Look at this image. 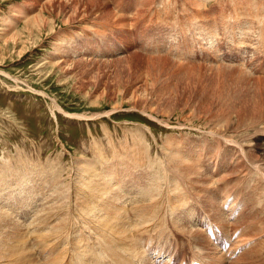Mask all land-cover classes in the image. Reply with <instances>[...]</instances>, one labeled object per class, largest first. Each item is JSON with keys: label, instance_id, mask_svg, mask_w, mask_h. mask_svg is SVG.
<instances>
[{"label": "rangeland", "instance_id": "374dc122", "mask_svg": "<svg viewBox=\"0 0 264 264\" xmlns=\"http://www.w3.org/2000/svg\"><path fill=\"white\" fill-rule=\"evenodd\" d=\"M187 1L0 0V166L6 156L15 166L25 157L26 164H31L29 168L40 169L41 163L64 165V176L79 157L92 155L96 142L109 153L106 136L112 137L119 152L125 151L123 147L132 142L135 134L150 144L152 154L164 141L188 163H199L197 170L205 186L198 182V198L194 191H188L197 203L190 202L187 217L197 210L208 215L206 209L212 212L219 208L221 212L209 216L220 228L238 227L236 235L240 231V248L236 249L240 252L230 256L235 252L234 239L228 247L232 251L226 256L230 262H226L264 264V231L257 226L264 212L252 220L257 206L246 203L242 210L245 214L232 211L228 223L222 216V203H234L242 186L256 182L249 183L250 172L237 147L231 149L224 138L213 137L209 128L210 121L220 115L225 118L217 122L224 128L232 112L238 116L258 112L264 115V72L257 68L264 61V45L256 43V30L247 28L252 23L244 20L247 9H256L252 4L257 0ZM260 2L264 21V0ZM191 24L200 29H188ZM240 67L245 75L243 70H236ZM52 101L61 112L52 107ZM261 127L231 138L240 141L247 137L245 151L264 154ZM9 168V172L18 171L17 167ZM249 178H253V173ZM237 180L242 183H235ZM123 181L134 185L130 178ZM207 184L211 185L207 188ZM248 191L249 188L243 189L242 197L236 200L246 198ZM229 204L225 206L227 210ZM24 214L21 211L15 218L21 220ZM135 214L132 209L128 215ZM37 217V212H33L28 219ZM187 217L182 229L191 228L201 235L193 238L188 231L176 232L184 235L182 238L164 230L156 237L179 244L176 253H181L183 247L184 253L203 258L218 251L205 230L198 223H189ZM27 237L30 240L29 234ZM164 247L160 260H165L170 250ZM193 247L200 249L201 255ZM61 250H50L45 258L65 254ZM93 253L94 250H76L66 255L61 264H75L74 257L86 261ZM151 254L148 258L152 261ZM241 257L245 259L242 261Z\"/></svg>", "mask_w": 264, "mask_h": 264}, {"label": "bare ground", "instance_id": "6f19581e", "mask_svg": "<svg viewBox=\"0 0 264 264\" xmlns=\"http://www.w3.org/2000/svg\"><path fill=\"white\" fill-rule=\"evenodd\" d=\"M236 1L238 3L239 1L249 3L250 0ZM259 1L253 2L252 0V6L256 9H249L250 11L247 9L244 13V20H249L252 23L247 25V28L252 27V29L256 30H254L257 33L256 43L258 45L263 43L264 45L263 8L260 5L261 2L258 3ZM196 3L191 5L199 7L201 2L199 4ZM114 15L116 16L117 14L114 13ZM192 26V24L188 26V29H195L196 31L200 29L197 24L196 26L194 25L195 27ZM203 33L206 35L208 32L205 30ZM262 49L264 48L262 47ZM234 68L232 67V70ZM240 69L236 70H239V72L244 71L245 75V70L242 67ZM252 78L254 77L252 76ZM256 80H260V78L257 77ZM52 105L54 109L62 111L53 101ZM63 114L77 116V114ZM228 116L224 128H222V125L219 126L217 122L218 119L221 121L225 118L224 115H220L218 119L210 121L211 134L213 137L221 136L224 138L225 144L230 143L231 149L237 147L238 152H241V158L245 165L248 166V171L250 174L253 173V178H249L250 174L247 175L249 183L252 180L256 184L254 183L253 186L245 185L246 187L242 186L239 190L237 189L236 197L242 195V193L240 195V192H243V189L249 188L246 198H243L244 200L237 201L235 197L234 203L229 204L227 201L222 203V216L224 215L226 223L229 222L227 220L230 219L229 216L232 211L233 213L236 210L242 212L246 203L250 205L256 204L257 206L258 212L254 217H251L252 220L258 213L264 212V154L245 151L244 143L246 139H249L247 137L246 139L242 138L240 141L232 139L234 135L239 136L241 132L254 131L253 129L261 126L264 129V115L258 112V114L251 116H246L245 114L238 116L236 112H232ZM231 125H233L232 129ZM252 131L250 132L252 133ZM141 136L139 134L136 136L135 134L134 137L132 136L133 139L130 137L132 142L127 143L126 146L123 144L125 146L123 148H126L123 152H119L120 149H116L118 147H116V143L113 144V139L110 135L106 136L108 147L111 151H108L109 153H107V149H102L101 144L96 142L95 139L97 147L93 145L95 146L93 148L96 149L92 152V155L89 158L81 156L76 162L74 160L75 163L71 164L72 166H70L67 173L65 172L66 175L64 176L63 170L66 169L62 167L64 165H52L51 163L48 166H44L41 163L40 169L29 168L31 164H26L28 162L24 159L25 157L18 156V158H22L19 159V162L16 161L18 165L16 164L15 166L11 163L10 157L6 156L2 161V166H0V264H61L66 255L74 253L76 250H94V253L86 261L74 257L75 264H171V259L175 256L173 250L176 251L180 247L172 241L162 242L156 236H160L164 230L170 234H175L176 237L180 235V237L184 238V235L176 232L185 233V231H188V234L190 233L193 238L198 236L196 234L199 231L190 230L191 228H188V230L186 227L182 229V227L186 224L183 219L187 217L185 212L190 210V200L195 196L198 198L199 195L196 193L197 184L199 185L198 182L201 181L200 170H197L199 163H188L183 158L184 156L176 154L177 152L171 147H167L164 141L161 146L157 147V153L152 154V147ZM222 143L224 144V142ZM176 150L178 149L176 148ZM17 153L21 154V152ZM233 154L235 155V153ZM131 165L137 166L136 169ZM11 166L13 168L17 167L18 171L9 172L11 171L9 168ZM138 167L140 169H137ZM135 177L138 179L137 181L136 179L133 181ZM127 178H130L134 185L123 181L127 180ZM239 180L235 181V183H242ZM245 182L248 181L245 180ZM202 184L203 181H201V186ZM210 185L207 184V188ZM203 186L205 185L203 184ZM188 191H194L195 196H192ZM228 195L227 197H229ZM12 203L14 204L13 206L11 205ZM208 203H210V200H208ZM226 204H229L228 212L224 210ZM130 205L133 206L129 207ZM132 209L135 210L136 214L128 215ZM30 210L32 211L31 213L37 212L38 217L35 220L28 219L31 217V213H28ZM206 210L208 216L215 214V212H221L217 207L212 212L209 209ZM21 211H25V214L21 220H18L15 217ZM241 212H239V215ZM242 213L245 214L246 212ZM24 216L27 218L24 219ZM221 217L220 219H223ZM249 217L250 215L248 219ZM261 220L257 226L264 231V218ZM248 224L250 226L249 222ZM202 233L204 232L202 231ZM239 233L240 231H238V235ZM28 234L31 236L30 240L27 237ZM238 235H236L235 244H231L234 246L233 252L240 248ZM210 241L213 242L211 239ZM243 243L248 244V241ZM162 247L170 249L165 260H160L158 257L163 251ZM217 247L215 245L214 248L218 251H214L210 256H203V258L207 259H204L206 263L230 264V257H226L228 256L227 253ZM60 248L65 254H57L51 259L45 258L49 257L50 250H58ZM193 249L195 250L194 247ZM227 249L231 250L230 248ZM199 250L195 251L201 255ZM43 254L44 256H41ZM149 254L153 257H151L152 261L148 258ZM240 254L243 256L242 252ZM191 257L199 258L194 255ZM182 259L180 258V260ZM244 259L242 258V261ZM239 261L241 260L239 259Z\"/></svg>", "mask_w": 264, "mask_h": 264}]
</instances>
